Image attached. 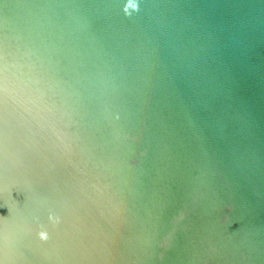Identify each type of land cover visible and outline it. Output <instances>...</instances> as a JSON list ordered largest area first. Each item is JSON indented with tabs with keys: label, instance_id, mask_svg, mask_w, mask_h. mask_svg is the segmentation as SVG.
Returning a JSON list of instances; mask_svg holds the SVG:
<instances>
[{
	"label": "water",
	"instance_id": "obj_1",
	"mask_svg": "<svg viewBox=\"0 0 264 264\" xmlns=\"http://www.w3.org/2000/svg\"><path fill=\"white\" fill-rule=\"evenodd\" d=\"M0 264H264V0H0Z\"/></svg>",
	"mask_w": 264,
	"mask_h": 264
}]
</instances>
